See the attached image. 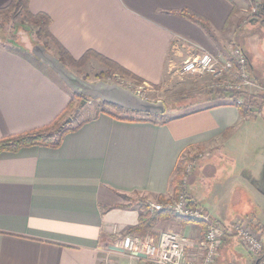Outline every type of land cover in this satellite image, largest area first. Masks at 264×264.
<instances>
[{"label": "crops", "instance_id": "crops-1", "mask_svg": "<svg viewBox=\"0 0 264 264\" xmlns=\"http://www.w3.org/2000/svg\"><path fill=\"white\" fill-rule=\"evenodd\" d=\"M11 2L0 0V9ZM252 4L258 14L247 18ZM28 9L50 19L51 35L73 59L93 52L153 86L202 52L228 58L234 47L261 78L251 53L264 0H28ZM184 13L204 21L210 35ZM71 100L30 52L0 44V140L48 126ZM110 114L78 123L57 147L0 153V264H151L121 253L120 242L164 231L187 238L185 255L200 264L199 223L171 218L145 236L128 233L144 214L141 202L176 199L181 156L196 149L186 196L227 231L213 264H255L230 232L239 221L263 224L264 178L252 170L249 145L240 147L250 144L251 119L232 105L163 125Z\"/></svg>", "mask_w": 264, "mask_h": 264}, {"label": "rangeland", "instance_id": "rangeland-1", "mask_svg": "<svg viewBox=\"0 0 264 264\" xmlns=\"http://www.w3.org/2000/svg\"><path fill=\"white\" fill-rule=\"evenodd\" d=\"M253 4L251 7H248L247 18H251L254 16L251 14V10L253 8H255L256 12H258V8H256V6H254ZM35 32L36 27H34L30 23L26 15L21 10H18L14 15L9 16L7 18L0 16L1 45L3 44L10 48L12 47L16 48L17 50H23L28 52L31 51V48L33 46L40 45L45 48L47 53L58 58L56 50L54 49L50 40L43 36L39 40L36 39ZM252 32H255L256 36L259 37L257 45L255 44L252 48V50H254L255 52H253V54L251 53V56L253 59L254 57L256 60L258 59V64L255 67L259 71L261 78H259V80H257L258 82H256L263 88V90L259 92L262 93L264 96V20L258 25H256ZM43 43L46 44V47L43 46ZM64 66L67 70L75 74L78 78L87 82L96 83L102 81L108 84H116L125 89L130 90L131 92L137 93L141 98L146 99L148 101H162L164 105L166 104L168 110L165 113V118L175 117L188 113L190 111L204 108L208 105V99L212 97L211 93H215L210 89V84L212 81L211 78L207 76L196 77L181 75L179 72L180 68L175 74H170L169 77H167L165 81H163L161 84L153 86L147 83L141 84L137 82H132L129 79L123 78L120 74L116 73L114 69H109L105 67L102 63H100L94 58H88L79 64L66 63L64 64ZM71 94L73 96L74 93L71 92ZM81 97L82 99L72 98L74 101V107L72 108V110L66 112L61 118V121H63L64 119L71 118V127H74L78 123L91 118L96 112H102L107 110L111 113H115V110L103 105L105 103H102L99 100H92L84 96ZM83 100L86 101L85 104L81 103ZM256 102L259 103V105L261 104V106H257L254 115L248 117L253 123V125L251 126V133L249 135L250 144H247V146H245L246 144L240 143V147H242V150L245 152L249 145L248 151L249 153H251L250 161L253 164L252 170L257 169L260 175L258 177L260 179H263L264 102H262L261 100H256ZM76 110H78L77 113ZM121 116H131L132 118H135L139 116L142 117L143 114H133L131 112L124 111ZM242 150L241 153L244 154ZM193 152L194 153H191L190 155V163L196 161L197 159H200L201 157L200 149H196ZM190 167V164H188V171ZM186 178L187 176L185 177V179ZM145 211H147V209H145ZM260 217L263 223L262 225L243 221H239L238 223L243 225L244 229L246 231H249L264 246V208L260 212ZM242 245L246 248V251L251 256V259H255V262L260 256H262V253H251L243 243Z\"/></svg>", "mask_w": 264, "mask_h": 264}, {"label": "built area", "instance_id": "built-area-1", "mask_svg": "<svg viewBox=\"0 0 264 264\" xmlns=\"http://www.w3.org/2000/svg\"><path fill=\"white\" fill-rule=\"evenodd\" d=\"M251 14L255 15L253 8ZM179 72L185 76H207L211 78L210 89L233 93L238 95H251L254 91H262L263 88L250 75L247 59L243 51L234 47L230 56L223 57L208 52H202L188 60L180 67ZM237 104L241 103L238 99ZM188 172V169L186 173ZM186 179L183 178L182 185ZM187 200L184 192L180 193L175 200L166 203L148 202V212L170 211L174 215L187 220L203 223V255L200 264H213L218 256L222 238L227 231L217 222L213 221L204 212L200 205ZM230 232L236 236L251 253H262L256 263L264 264V246L241 224H235ZM188 239L174 232H160L155 235L141 237H129L120 242V252L132 257L142 258L151 264H195L188 258L186 248Z\"/></svg>", "mask_w": 264, "mask_h": 264}, {"label": "trees", "instance_id": "trees-1", "mask_svg": "<svg viewBox=\"0 0 264 264\" xmlns=\"http://www.w3.org/2000/svg\"><path fill=\"white\" fill-rule=\"evenodd\" d=\"M18 10H21L26 15V17L28 18L30 23L34 27H36L35 38L39 40L43 36V37L49 39L51 44L53 45L54 49L56 50L58 59L61 62H63L64 64H66V63L79 64L88 58H94V59L98 60L100 63H102L105 67H107L109 69H114L116 71V73L120 74L123 78L129 79L132 82H137V83H141V84L143 83L142 80L138 79L137 77H135L134 75H132L128 71H126L123 68H121L120 66H118L117 64H115V63H113V62L93 53V52H87L79 60L73 59L69 55V53L51 35V33L49 31V27H50V23H51L50 19L46 15L31 14L29 12L28 0H12V2L9 4L8 7L0 9V16L7 18L9 16L14 15ZM256 14H258V13L256 12ZM181 15L186 17L187 19H189L193 23L197 24L198 26H200L203 30H205V32L207 34L210 35V32L207 29L208 28L207 24L204 21H202V20H200V19H198V18H196L190 14L184 13ZM43 46L46 47V44L43 43ZM27 50H29V49H27ZM211 91H214V90H211ZM214 92H215L214 94L211 93L212 97H210L207 101L208 105L205 106L204 108L199 109V110L190 111L188 113L178 115V116H175L173 118L172 117L171 118H165L164 114L166 113V111H168L167 106L165 104V113L161 116L145 115L146 116L145 119L134 118L132 120L150 121V122L155 123V124L163 125V124H166V123H168L172 120H175V119H179V118H183V117L195 114V113H199V112H202L204 110H207V109H210L213 107L225 106V105L235 106L240 111H242L244 116L251 117L256 112L257 106L258 107L261 106V104L259 105V103H257L256 100H261L262 102H264V96L260 92L252 93L249 96L248 95H238V94H233V93L221 92V91H214ZM72 98L82 99L81 96L74 95V94H73ZM238 99L241 100L240 104H237L235 102ZM103 105L112 108L113 110H115V113L110 114V112L107 110L102 111V113L110 114L111 116H113L114 118H117V119L119 118V115H121L125 111V110H122L120 108H116L114 106L108 105V104H103ZM73 107H74V101L72 99L70 101V103L68 104L67 108L65 109V112L63 114H61L60 116H58L48 126L42 128L40 130L27 133V134L19 135V136L9 138V139L0 140V153H2V152H14V151H17V150L24 148V147H31V146H37V145H44V146H51V147L59 146L63 136L66 133H68L69 131L77 129L78 126L80 125V124H78L77 126L71 127L70 126L71 121H68V119H64L63 121H61L62 116L66 112L72 110ZM133 114H135V113H133ZM192 153H194V152H192ZM190 155H191V153L189 155L186 154L184 156H181V160L179 162V167L177 168L175 177L172 181L173 192H174L175 198H177V196L182 192H184L186 195V192L184 190V185H182V180H183L184 176H186L187 167H188V164L190 163ZM187 200H189L188 197H187ZM158 202L164 204L168 201H165L163 198H160L158 200ZM189 202H190V200H189ZM146 204L147 203L141 202V208L143 210L147 209ZM190 204L194 205L193 202H191ZM171 218L176 219V220L182 222L183 224L199 223L203 226V223H201V222L184 219L180 216L174 215L170 211L163 210V211H158V212H153V213L145 211L144 214L139 217L138 224L135 227H133L132 229H130L128 233L134 234V235H139V236H145L147 233H149L157 225L158 222L168 220ZM203 227H202V230H203Z\"/></svg>", "mask_w": 264, "mask_h": 264}, {"label": "water", "instance_id": "water-1", "mask_svg": "<svg viewBox=\"0 0 264 264\" xmlns=\"http://www.w3.org/2000/svg\"><path fill=\"white\" fill-rule=\"evenodd\" d=\"M30 52L39 62L55 73L74 94L99 100L102 103L135 114L161 116L165 113V105L162 101H148L141 98L137 93L116 84H108L102 81L90 83L78 78L67 70L58 58L47 53L45 48L40 45L33 46ZM81 103L85 104L86 101L83 100ZM77 112L78 110H76ZM70 120L71 118L68 119V121Z\"/></svg>", "mask_w": 264, "mask_h": 264}]
</instances>
